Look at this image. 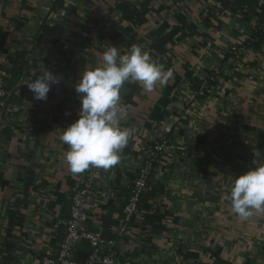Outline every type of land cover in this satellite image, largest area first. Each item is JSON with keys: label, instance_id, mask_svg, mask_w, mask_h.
I'll return each mask as SVG.
<instances>
[{"label": "crops", "instance_id": "crops-1", "mask_svg": "<svg viewBox=\"0 0 264 264\" xmlns=\"http://www.w3.org/2000/svg\"><path fill=\"white\" fill-rule=\"evenodd\" d=\"M123 5L140 10L142 18L126 20ZM216 5L224 7L220 0H0V66L21 53L17 67L23 69L19 80L10 75L0 108V264H41L57 255L85 172L69 170L68 146L59 139L79 118L75 85L83 71L99 65L108 46L124 54L133 44L172 75L152 91L135 81L123 85L127 116L120 126L132 129V136L120 162L102 168L87 225L115 238L144 152L171 125V144L130 234L114 252L117 264H264V212L241 218L227 199L234 179L254 168V159L264 161V49L245 51L237 64L228 54L231 46L250 48L252 24L264 21V11L255 0H242L236 12L226 8L241 18L208 15ZM177 28L182 31L173 41L160 45ZM244 62L257 71L243 69ZM221 64L228 71L222 82L185 117L180 91L187 81L202 87ZM43 68L60 83L38 101L26 83ZM90 251L87 245L76 249L75 261L85 263Z\"/></svg>", "mask_w": 264, "mask_h": 264}, {"label": "clouds", "instance_id": "clouds-1", "mask_svg": "<svg viewBox=\"0 0 264 264\" xmlns=\"http://www.w3.org/2000/svg\"><path fill=\"white\" fill-rule=\"evenodd\" d=\"M39 72L26 84L35 100L46 101L60 78L44 68ZM171 75L140 46L133 44L124 54L108 46L99 65L83 71L75 85L81 100L79 118L59 137L68 146L64 160L69 170L79 174L90 167L109 169L117 165L133 131L120 126L127 116V106L120 102L123 85L135 81L152 91L157 85H166ZM252 163L254 168L234 179L227 197L232 211L244 219L254 212H264V161L257 158Z\"/></svg>", "mask_w": 264, "mask_h": 264}, {"label": "built area", "instance_id": "built-area-1", "mask_svg": "<svg viewBox=\"0 0 264 264\" xmlns=\"http://www.w3.org/2000/svg\"><path fill=\"white\" fill-rule=\"evenodd\" d=\"M230 1L233 2L234 0ZM255 2L258 12L262 13L264 11V0H255ZM228 11L229 10L222 7V5H216V7L207 10V13L208 15L213 14L224 17L231 14ZM235 17L241 18V16ZM252 28V36L249 38V42L255 43L259 40V37L264 36V21L252 24ZM249 49L251 48L231 46L228 54H230L233 63L237 64L241 62H236L235 60L239 61V58ZM252 65V62H244L242 63V68L256 72L257 69L253 68ZM2 66L3 68L0 69V108L4 105L9 96L7 80L10 74L7 69L11 67V64L6 63ZM227 73L228 71L225 64L213 67L209 76H204L203 85L198 90H194L193 84L187 81L186 85H188L185 89L180 91V93L185 95H180V98H178V105L181 108L179 110L184 113L185 117L193 115L191 113L194 111V106L199 105V103L206 98L204 96L208 83L211 81L217 86L218 83L222 82V79ZM182 97H185V99H182ZM188 107L192 108L187 110ZM171 131L172 126L166 125L164 135L162 134L160 137L156 138L151 145L147 146L144 152V158L138 168V175L128 188L129 196L124 197V205L117 222L115 238L113 240H107L101 233L93 231L87 225L86 208L91 201L90 197L93 194L95 186L98 185L100 178L103 177V175H101L103 174L102 168L90 167L82 174L80 182L71 197V215L68 220L63 223L65 238L59 246L57 255L55 257L45 258L42 260L41 264H78L74 259V252L79 247L86 245L90 247L91 251L83 264H117L114 252L118 245L130 234L132 224L139 213L142 198L148 191L149 183L153 177L156 165L160 162L163 153L171 144L169 137ZM116 194L117 197L114 200L119 201V192ZM203 206L204 204L201 202L198 210L202 211L201 209H203ZM207 224L211 225V222L206 221V225Z\"/></svg>", "mask_w": 264, "mask_h": 264}, {"label": "trees", "instance_id": "trees-1", "mask_svg": "<svg viewBox=\"0 0 264 264\" xmlns=\"http://www.w3.org/2000/svg\"><path fill=\"white\" fill-rule=\"evenodd\" d=\"M223 5H224V8H229L230 10H233L234 12L237 11V9H239V4L242 0H234L233 2H231L230 0H220ZM121 10L122 12L124 13V16L126 18V20H138V19H141L142 16H143V13L140 12V10H138L137 8H132L130 5H123L121 7ZM241 14H243V16L246 18V17H249L250 18V14L247 15V12L245 13L244 11L241 12ZM182 31V29H174L171 33H169L166 37H164L163 39L160 40V45H166L167 43H170L173 41V38L179 34L180 32ZM249 47L252 49V50H255V51H259V50H263L264 49V36L262 37H259V40L255 43H251L249 45ZM21 53L17 54V57L10 62L11 64V67L7 69L8 73L11 75H14L17 77V80H19L20 76H21V71L23 69H21V67H17L18 66V58L21 57L20 56ZM3 66H0V69H2ZM12 79H8L7 80V90L10 92V89H11V83L13 81H11ZM194 89L198 90L201 86V82H197L196 80L194 81ZM216 84L214 82H209L208 83V86H207V89H206V93H205V96L204 97H208L210 96L211 94V91H212V88L213 86H215ZM142 202V201H141ZM141 205V203H140Z\"/></svg>", "mask_w": 264, "mask_h": 264}]
</instances>
